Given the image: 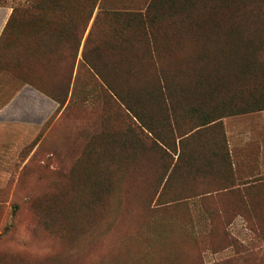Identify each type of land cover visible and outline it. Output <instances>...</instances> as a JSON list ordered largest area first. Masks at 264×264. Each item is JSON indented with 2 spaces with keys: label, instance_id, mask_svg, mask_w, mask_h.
Segmentation results:
<instances>
[{
  "label": "rangeland",
  "instance_id": "1",
  "mask_svg": "<svg viewBox=\"0 0 264 264\" xmlns=\"http://www.w3.org/2000/svg\"><path fill=\"white\" fill-rule=\"evenodd\" d=\"M128 1L137 7L144 0ZM71 2L78 14L80 0ZM230 3L224 11L202 8L197 15L203 32L173 33L168 49L157 43L155 50L137 43L102 48L109 67L118 70L115 82L125 91L133 82L162 90V76L178 92L193 85V73H217L223 78L218 88L201 87L212 92L205 102L220 106V113H235L231 131H242L243 112L264 108V0ZM26 4L0 0L9 11ZM229 11L233 22L227 24ZM76 21L83 24L80 16ZM216 39L224 41L221 46ZM157 102L156 113H164ZM67 119L65 109L43 130L27 138L17 134L0 146V264H264V172L206 183L203 162L175 161L153 138L136 135L126 118L117 148L122 161L101 172L84 145L69 138ZM157 128L153 133L165 142V125Z\"/></svg>",
  "mask_w": 264,
  "mask_h": 264
},
{
  "label": "trees",
  "instance_id": "2",
  "mask_svg": "<svg viewBox=\"0 0 264 264\" xmlns=\"http://www.w3.org/2000/svg\"><path fill=\"white\" fill-rule=\"evenodd\" d=\"M71 1L27 0L25 6L14 8L3 36L15 37L16 41L8 43L9 45L4 44L1 42L2 36L0 40V71L3 69L13 71L24 80L53 96L60 104L59 109L63 108L67 111L69 91H72L73 99L83 90L84 86L90 85L91 97L89 99L91 102L88 104V108L85 109L79 104L76 108V116L80 115L75 120L74 117L72 118V128L74 124L81 127L80 133L73 136V139L75 144L82 143L84 145L85 153L91 155L90 160L102 172L106 170L105 167H108V163L122 161V158L117 155V148L118 145H123L125 118L128 123L132 124L133 129L137 126L131 115L134 113V109L132 97L129 94V90L136 88V83L133 82L126 91L119 87V84L115 82L118 70L111 65L109 67L106 61V51L102 48L107 47L117 51L123 49L125 44L137 43L140 47L144 45L145 47H143L146 49L155 50L157 43L158 45L163 44L161 47L168 49L172 46L173 33L180 36L182 31L187 33V31L198 29L197 32H203L197 15L202 8L207 7L210 10L219 8L224 11L229 8L231 3L230 0H209V2L201 0H144L137 7H132L128 0H80L79 10L81 11L76 14L74 11L76 9L72 7ZM19 9L21 12L18 11ZM193 14H196L198 27H194L192 23ZM230 15L227 24L233 22L232 12ZM79 16L83 24L78 27L76 18ZM90 23L89 38L82 48L81 58L77 62L76 78L72 83L80 42ZM214 26L218 27L219 23H215ZM131 34H141L142 36L140 40H135V36L133 37ZM156 37L161 39L162 43H158ZM216 42L221 46L219 42L224 41L216 39ZM175 44V47H182L183 43L176 42ZM229 44L232 43L229 42L228 47H230ZM66 45L67 50H59L60 46ZM112 54L115 56L118 52H112ZM33 59L37 63L32 61ZM216 70H218L217 67ZM114 74L116 75L114 76ZM193 74L195 75V73ZM194 75L192 83H190L193 85H188L186 90L181 87L178 92L171 90L169 80L161 76L159 78L161 91H168L169 96L157 97V101L170 100L176 97L171 96L170 91L177 92L175 95H178L180 101L177 103L179 105L191 99L192 101L188 102L192 112L202 107L205 109L208 114V118L204 119L206 122L212 120L213 117L215 119L235 114L232 112L220 113V106L213 102H205L204 97L212 92L202 91V85L209 84L218 88L220 80L223 78H220L217 73ZM178 83L183 85L182 80H178ZM173 87L177 86L173 85ZM73 104L74 102H72L71 108L74 110ZM112 108L120 109L123 112L122 122L115 123L114 120L101 116V110L109 111ZM263 109L262 107L259 110ZM250 111L254 110H245L243 113ZM196 124L198 123H194L195 126H197ZM84 126L86 131L90 128L91 130L84 133ZM115 128L119 130L115 131ZM191 128L193 127H189V129ZM142 131L141 129V132H137L136 135L143 137L145 134L146 139H148L147 137L153 138L155 145H160L162 142L153 131V137L145 132L142 134ZM72 135L75 134L72 133ZM88 147L91 148L87 149ZM93 147H97V149H93ZM119 154L122 155L121 152ZM97 175L95 174V176ZM101 176L102 173L99 177Z\"/></svg>",
  "mask_w": 264,
  "mask_h": 264
},
{
  "label": "crops",
  "instance_id": "3",
  "mask_svg": "<svg viewBox=\"0 0 264 264\" xmlns=\"http://www.w3.org/2000/svg\"><path fill=\"white\" fill-rule=\"evenodd\" d=\"M11 13L12 10H3V7H0V40ZM90 30L91 23L86 28L80 42L77 61L73 69L72 83L76 78L77 62L81 58L82 48L89 38ZM14 41L16 38L10 36H3L1 40L4 44L14 43ZM4 72H9L10 75L1 80ZM129 92L134 109V113L131 115L137 124V126L134 125L136 132L139 133L142 129V134L145 132L153 137L152 131L159 130L158 124H164L166 133L163 134V137L167 136V138L165 142H160V145L170 153L175 161L197 162L200 160L203 162L204 175L202 178L207 179L206 183L211 184L216 178L231 182L236 178H250L254 173L264 172V109L244 113L243 130L232 132L230 125L234 121H231L233 120L231 115L215 119L213 117L212 120L206 122L204 119L208 118V114L203 107L192 112L190 109L189 111L183 110L182 104L178 105L166 100V104L161 101L163 103L161 104L162 109L165 112L156 113L157 97H168L169 92L156 90L153 85L150 87L149 83H146V86L138 83L137 87L129 90ZM170 93L171 96L178 97L175 95L177 92L170 91ZM72 96L70 90L67 99V103H69L70 139L81 131V127L76 126V124L72 128V118L74 117L75 120L80 115L76 116V108L79 104L85 109L88 108V104L91 102L89 99L91 97L90 85L84 86L77 97L73 98L74 101ZM114 97L116 96L114 95ZM72 102H74V110L71 108ZM59 106V102L53 96L42 91L38 86L24 80L9 69L1 70L0 146L10 145L12 137L17 134L21 138H27L43 130L47 125L46 123L54 116L57 119L60 117L63 108L59 109ZM177 106H179L180 111L177 110ZM114 109L101 110V116L110 118L115 123L122 122L123 112L120 109ZM196 122L198 123L197 126L187 129ZM90 130L91 128L86 131L84 126V133ZM117 130L119 129L115 128V131ZM145 137L144 134L143 138L146 139ZM168 146L172 148H168ZM254 147L258 149L257 155L252 150ZM221 158H223L222 164L227 168V171L224 168L220 172V166H217ZM213 172L215 173L213 174ZM206 183L203 182L202 186H205Z\"/></svg>",
  "mask_w": 264,
  "mask_h": 264
}]
</instances>
